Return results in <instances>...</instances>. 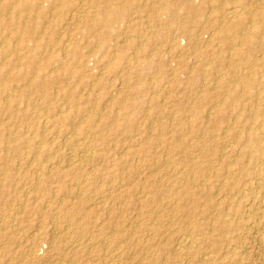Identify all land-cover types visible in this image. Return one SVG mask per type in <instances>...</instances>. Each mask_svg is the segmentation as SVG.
<instances>
[{
    "label": "bare ground",
    "instance_id": "6f19581e",
    "mask_svg": "<svg viewBox=\"0 0 264 264\" xmlns=\"http://www.w3.org/2000/svg\"><path fill=\"white\" fill-rule=\"evenodd\" d=\"M129 1L0 0V165H2L0 170L4 174L1 173L3 176H0V188L27 185L28 191L40 193L44 202L43 206L39 204L37 209L46 207L49 211L46 221L48 219L51 225V230L47 231L44 223L39 222L30 227L33 231H29L28 229L25 230L26 226L24 229L17 227L20 221L18 215L15 214L17 212L1 214L0 227L9 229L3 233H1L3 229L0 230V242L6 240V242L17 244L15 250L8 249L2 252L8 264H82L94 254L99 263L94 262L93 264H192L190 259L194 253L200 251L201 246L191 235L204 233L202 232V225L195 219L196 213L209 216L214 208L218 210L217 215H219L214 216L210 227L219 232V235L230 233L236 228L235 225L222 220L221 217L224 212L225 214L240 213V203L235 201L215 203L212 199L213 194H209L208 189L215 183L217 190L224 191L227 195L242 192L243 186L246 184L245 177L250 174L245 163L246 156L249 155L251 161L255 162L263 151L259 142L260 136L257 135V132L251 131L253 128L241 129L242 131L236 134H231V130L228 128L226 133L231 134L233 142L241 148L234 162L222 158V155L220 157L219 155L222 153H219L220 159L217 160L219 166L216 168L213 164V157L216 152L213 150L215 148L207 145L210 138L202 137V135L208 137L210 134L211 137L210 131L216 130L217 127L213 126L208 129L193 119L195 116L202 115V107L197 103V96H193L194 105L192 104L193 106L191 105L187 110L178 107L184 112H189L190 115L188 116H191L183 128L167 131L165 127L161 126L157 129L158 134L155 137H145L139 143L129 139L126 158L116 157L117 159L112 163L113 169L108 170L101 177L105 183H112L113 185V182L116 183L114 186L116 188L109 197H113L115 201L118 200V203H122V200L126 201V208L132 207V209L137 210L136 217L134 215V219L131 218L116 228H112V232L107 230L109 233H104V226L101 222L92 220L96 216L90 217L93 211L88 209L86 204L90 200L100 203L98 200L100 197L90 195V193L99 190L95 187L96 185L94 186L97 181L91 172H93L95 164L103 161L111 149L117 148L116 145H111L106 137H99V133L109 128L110 135H115L121 127L124 132H133L139 127L137 125L141 117L149 120V124L150 122L152 124L161 120L165 115V112L153 111L150 107L144 108L145 103L149 106L159 107L161 101L158 102L153 96L141 95L143 90L148 88V78L146 77L149 71L156 68L158 74H164L162 65L150 57L153 53L147 54L145 52L146 46L151 44L150 40L153 39L152 42L155 43V46H157L158 41H161L159 45L170 46L168 48H171L172 52L179 53V56L182 54V57L185 53H191L196 57L194 62L198 60L197 62L214 63L218 67H227L230 70L228 73L229 81L219 75L221 78L219 84L221 88H227L228 96H225L224 93L225 95L221 96L224 99L208 102L209 110L205 111L206 115L204 116L207 121L216 114L215 110L218 106L221 108L231 107L232 111L238 112L237 114L231 112L225 115V118H234L241 112L242 115H248L247 120H253L259 116L258 114H264V106L259 103V95L262 93L255 91L259 84H264V81L258 84L259 75H264V67L255 68L259 65H257L255 54H262L264 60V0H253L252 4H250V0H203L200 4H196L194 0H139L142 4L149 6V12L146 15L148 14L152 21H143V16L140 14L136 16L134 14V17L130 14L127 17L124 9L125 6L129 5ZM216 3H219V6L213 7V4ZM208 5L213 7L211 10L210 7L208 9L210 10L207 12V14L209 13L208 20H213L214 24L202 26L203 28L200 29L199 24L204 14L207 16L205 10ZM58 13H66L68 18H65L63 22L60 21L59 24H47L44 19L47 14L54 17ZM125 19L128 23L123 27L116 28L115 24ZM204 22H202L203 25ZM59 27L61 32H57ZM198 27L200 31L195 30ZM203 33L208 35V39H202ZM33 34H38V37L33 39ZM176 34L183 38L186 37L189 44L191 43L188 50L180 47L179 38ZM108 40H113L114 43L110 44ZM87 48L97 50L86 51ZM154 48L156 49V47ZM130 50L134 51L129 55ZM140 52L143 55L138 56L137 54ZM88 57H92L96 63L94 68L87 72L86 61ZM169 58L170 56L167 59L169 60ZM261 65L264 66V61ZM57 68H63L64 71L61 69L58 71L60 73L55 74L54 71ZM85 71L86 75L84 76L82 72ZM222 73L224 74V72ZM198 75L204 76L203 80H205L211 74L202 70ZM157 77L159 78V76ZM26 78H28L29 84L26 83L27 81L24 82ZM63 78L77 80L83 87L91 89V91L110 88L111 91L106 93L104 97L87 96L83 102L89 103L91 108L97 111H104L105 118L98 120L87 107L82 105L81 101L73 98L71 93L61 95L62 98L67 96L69 100V106L66 105L68 114L58 115V111V113H54V110L61 112L62 109L60 104L50 107L53 101L50 88L57 80ZM133 80L136 82L132 86L130 85L131 96L124 97L125 90ZM204 84H200V86ZM150 85L153 88L157 87L155 84ZM27 86L44 94L43 97L46 101L40 104L43 111L38 115L36 112H25L19 107L20 102L18 100L20 98H30V92L27 89L29 87ZM161 87L163 88V85ZM54 90L56 89L54 88ZM168 90L172 91L171 89ZM168 92L165 91L167 94ZM197 92L199 93V91ZM245 93L252 96H243ZM245 97L247 98L245 99ZM178 108L172 112L168 111L169 115L172 116L174 113L176 115L179 111ZM17 119L19 120L20 131L16 135L11 132L10 126L14 125L15 122L17 123ZM242 123L244 124V122L236 119L234 125L237 126ZM148 126L153 129L151 127L153 124ZM166 131L171 133V136L167 140V144L163 145L162 138ZM87 132L94 135L90 142L83 139ZM185 133L191 134V138H181ZM135 139L138 140L136 136ZM227 140L221 142L225 143ZM199 142L203 143L202 147L200 144L199 146L201 155L206 162L203 169L201 166L204 163H199L200 166L193 161L196 157L194 150L187 151L182 157V159L193 161V165L189 166L190 168L177 167L174 161L165 160V162L160 161L165 164V167L159 165L161 168H158L157 162L160 158L153 151L156 147L164 146L167 151L174 147L188 149L196 147ZM231 144L229 146H233ZM60 146L79 148L81 157H77L78 154L74 157H68L70 158L67 159L68 163L63 164L64 167H62L59 161L61 159L57 162L53 161L54 159H49V153L52 150L55 153L59 152L62 148ZM73 151L71 150L72 153ZM23 152L32 159L35 167L29 168L27 171L32 175L30 182L20 185L21 182L15 181L12 176L15 170L23 171V162H17L12 166L7 161L10 155L22 157ZM224 154L226 153L224 152ZM115 155H119V153ZM128 158H137L143 163L138 167L123 171L124 165L128 166ZM28 162L30 161L28 160ZM82 164H91L93 169L83 172L81 170ZM142 170H148L156 175L153 180L154 185L151 188L152 181L146 177L137 176L141 174ZM136 176L138 180L135 179ZM54 179L59 182L58 188L63 194L50 203L49 198L54 192L51 193L47 184ZM67 182L72 183L76 188L74 196L67 191L69 188L66 190ZM124 185H131L136 191H130L124 195L120 192V188ZM92 186L96 189L91 188ZM201 187L204 188L198 191ZM244 192L247 191L244 190ZM67 197L76 198L77 202L70 208H63L60 203ZM203 197L205 204L201 209ZM28 198L25 193V195L11 202H0V208L13 204L24 207L29 200ZM37 200L39 199L34 197V201ZM124 209L115 212L114 216L124 212ZM107 210L109 211V209ZM38 211L40 213V210ZM18 212L21 213V211ZM177 221L178 223L183 221L187 225L185 229L181 230L183 231L181 233H177L175 230L177 227L173 226ZM104 222L108 223V221ZM14 231H22L20 237L16 238L13 235ZM175 231L177 234L173 236L171 242H168L170 236L165 237L167 236L165 234L170 235L169 233L173 234ZM207 231L211 232V230ZM45 239L50 241V250L48 253L40 255L37 253V246ZM208 240L211 241L209 245L214 246L212 248L213 253L225 242L218 238ZM100 246L101 249L99 250L97 247L100 248ZM213 253L211 254V251L205 253L197 262L201 264L211 262L214 259ZM164 254H168V256L165 257Z\"/></svg>",
    "mask_w": 264,
    "mask_h": 264
},
{
    "label": "rangeland",
    "instance_id": "374dc122",
    "mask_svg": "<svg viewBox=\"0 0 264 264\" xmlns=\"http://www.w3.org/2000/svg\"><path fill=\"white\" fill-rule=\"evenodd\" d=\"M194 1H195L196 4H200V3H202L203 0H194ZM254 1L250 0V4H252V2H254ZM214 6L218 7L219 3L213 4V7ZM209 7H210V5H208V8L205 10L206 14H207V12H209L213 8L212 5H211L210 10H208ZM149 9H150L149 6L147 7V5L142 4L141 2H139V0H133V1L130 0L129 1V5L127 7L125 6L124 10H125V14H127V17L130 14H132V17H134V14H135V16L137 14H140L141 16H143L142 17L143 21H146V20L152 21V18L148 14L146 15V13L149 12ZM131 10H132V12H131ZM208 14H207V16L204 14V17L201 19L200 24H199L200 29H202L204 26L212 25L213 20H210V21L208 20ZM65 18H68L66 13H63V14L62 13H58L57 16L55 15L54 17H50V14H47V17L44 18V19H45V21H47V24H54V23H56V24L58 23L59 24V22L60 21L63 22V20H65ZM202 22H204V25H203ZM127 23H128V21L125 19V20H123L120 23H117L115 25H116V28H118L119 26L123 27ZM201 23H202V25H201ZM200 29H199V27L195 28V30H199V31H200ZM57 32H61L60 27H59V30L57 29ZM177 35L178 34H176V36ZM32 37H33V39H36L38 37V34H35V35L33 34ZM201 37H202L203 40L208 39V35L205 34V33H203L201 35ZM177 38H179L180 47H182L183 49L187 48L185 50H188L190 48L191 43L189 44V41L187 40L186 37L183 38V37H181L179 35V36H177ZM152 40H150L151 44L146 46L147 48H146L145 52L147 54L148 53H153V55L150 56V57H153L155 61H157L160 65H162V67L164 69V74H162V75L158 74L159 72H158V70L156 68H154L151 71H149L146 78L150 79L153 75L154 76L152 77L153 79L151 78L149 81L147 79L148 88L143 90V92H142L143 94L141 93V95L149 96V97L153 96L155 99H157L158 102L161 101L160 104H159L160 105L159 107L149 106L148 104L145 103L144 108L150 107V109L153 110V111L165 112V115H164L165 117L163 116L161 120L155 121L154 123H152L153 126H151V127H153V129L152 128L150 129V127L148 126V125H152L151 122L149 124V120L141 117L139 119L138 125H137L139 127L133 132H124V129L121 127L119 129V131H117L115 133V135H110L111 131H109V128H108L105 131H102L101 133H99L100 136L96 135V136H99V137H102V138L106 137L109 140V142L111 143V145H114V146L116 145L117 148L114 149V150L111 149L109 154L106 156V158L103 161L101 160L100 162H97L95 164L94 170H93V172H91V173H93V175L95 176L96 181H97L96 183H94V186L96 185L95 187L97 189H99V190H97V192L90 193V195L92 194V196L95 195V196L100 197V199H98V200H100L99 201L100 203H95L93 200H90L86 204V207L93 211V214H91L90 217L96 216V217H93L92 220L97 221L98 223L101 222L103 224L104 233H109V232H107V230L112 232L111 230H113L114 228L119 226L124 221H127V220L129 221L131 218L134 219L136 217L137 210L134 209V208L132 209V207L131 208H126L125 207L126 203H127L126 201L122 200V203H118V200L115 201L113 197H109L112 194V192L115 190L116 187H114V186H116V183L113 182L114 185L112 183H105L104 181L101 180V177L104 176L107 173L108 170L113 169L112 168L113 167L112 163L117 158H126V152H127L128 146H129L127 141L129 139H131V141L139 143V142L143 141V139H145V137H151V136L155 137L158 134L157 129L159 127H161V126L165 127L167 131L168 130H172V129L173 130H180L181 128H183L186 125V123L190 120L191 116H188V115H190L189 112H187V111L184 112V111L180 110V108H183V110H187V108L190 107L192 104L194 105V100H192L194 98L193 96H197V101H198L197 103H198V105H200L202 107L201 108L202 115L195 116V118H193V119H195L198 124L201 123V124L204 125L203 127H206L208 129H211L213 126L217 127L216 130L210 131L211 137H210V134L208 135V137L206 135H202V137L210 138L209 142L207 143V145H209L210 147L215 148V150H213V152L216 151L215 155L213 157V164H214V166L216 168L219 166V162L218 161H219L220 157H222V156H223L222 158H226V159H229L230 162H234V160L237 157V154L239 153L241 147L238 144L233 142V140L231 139V134H236L238 132H241L244 129L253 128V129H251V131L252 132H257V135L260 136L259 137V142H260V145H261V148H262L263 151L259 155V159L257 161H255V162L251 161L249 155L246 156L245 163H246V167L248 168V170H250V174L245 177L246 184L243 186V190H242L243 193L240 192L238 194L233 193V194L227 195L224 191H222V192L218 191L217 187L215 186V183H213L214 186L213 185L209 186V189H208L209 194H213L212 195V197H213L212 199H213V201H215V203L216 202L218 203L220 201H221L220 203H224V202H227V201H235L236 203H240V206H241L240 213H237V214H225V212L223 213V216L221 217V219L232 223L233 225L236 226V228H235L234 231H232L230 233H227V234L225 233V234H221V235H219V232H217L215 230H212L211 227H210L211 224L213 223L214 218L219 215V214L217 215L218 210H216L214 208L213 209L214 211H211L210 212L211 214L209 216L208 215H203L201 213H196L195 219H197L200 222V225H202V232H204V233H201L199 235L198 234L197 235L196 234H192L191 235V237L193 239H195L197 243H200L201 249H200V251L194 253V255H192L190 260H192L191 261L192 264H201L200 262H197V261H199L200 258L203 257L202 255H204L207 252L209 253V251H211V254L213 253L212 248H214V246L209 245L211 243V241H209L208 239H211V238H215L216 239V238H218V239H221V240L225 241L224 244H223L224 246L222 245L221 247H219V249H217V251L213 253L214 259L211 262L205 263V264H264V153H263L264 152V114L263 113H262V115L258 114L259 116H257L253 120H247V118H248L247 116L248 115L247 114H243L242 115L241 112L238 115H236L234 118L233 117L225 118L224 116L227 115V114H230L231 112H233V113L235 112L234 114H237L238 112L236 113V110L232 111L231 107H223V108H221V107L218 106L216 108V110H215L216 114H214L212 117H210L208 119V121H207V119L204 116L206 115L205 111L209 110L208 102L209 101L215 102V101L221 100V98H222L221 96H224L225 94H226L225 96H228L227 88H221V86L219 84V82L221 83V81H220L221 78H219V75L224 77L227 81H229V77H228L229 74L228 73L230 72V70L227 67H225V68L224 67H218L214 63L197 62L198 60H196V62H194L195 61L194 59H196V57L191 55V53H188V54L187 53H185V54L183 53L184 55L182 57L181 56L182 54H180V56H179V53L177 54V52L176 53L172 52L171 51L172 49L168 48L170 46H168V45L167 46L166 45H159V43L161 41H158V44H156L157 46H155V43H153ZM109 42H110V44L114 43L113 40H111V41L108 40V43ZM155 42L157 43V41H155ZM154 47H156V49ZM237 47H238V45H237ZM152 49L154 50L153 52H152ZM90 50L92 52V51H96L97 49H95V48H87L86 49V51H90ZM157 50H159V51H157ZM165 50H167V51H165ZM132 51H134V50H130L129 51V55L132 53ZM168 51H170V52H168ZM137 55L141 56L143 54L140 52ZM255 55H256L257 62H258L257 65L259 64L255 68L256 69L257 68L258 69L263 68L264 66L261 65V64H263V61H264L263 57H262V54L260 55V53H257ZM169 56H170V58L168 60L167 58ZM176 56H178V57H176ZM171 57H172V60H171ZM128 58H129V56H128ZM183 59H184V61H183ZM86 63H87V66H88L86 71L88 72L89 69H93L94 68L96 61L92 57H88ZM204 64L208 65V66L205 65V69H204ZM188 67H190V68L188 69ZM178 68H180V69H178ZM60 70L64 71L63 68H57L54 71L55 74H57V72L60 71ZM171 70L172 71L174 70V71L172 72ZM183 70H184V72H183ZM202 70L210 72V74H211V75H208L209 77L207 76L205 80H203L204 76L201 77L200 75H198V74H200V72H202ZM245 70L246 69H244V71ZM86 71L82 72V75L85 76L86 75ZM187 71H189L188 74H187ZM170 72H171V74H170ZM222 72H224V74ZM58 73H60V72H58ZM155 73H157L158 75L157 74L155 75ZM149 74H150V76H149ZM221 74H223L224 76L221 75ZM157 76H159V78ZM156 77H157L158 80L156 79ZM214 78H215V80H214ZM159 79L162 80V81H160ZM163 81L166 82V83L168 82V83L164 84ZM263 81H264V75L260 74L259 75V79H258V84H259V82H263ZM24 82L29 84L28 78H26V80ZM135 82H136V80H133V82H131L129 84V87L124 92V97L131 96L132 93H131L130 85L132 86V84L133 83L135 84ZM177 82H179V83H177ZM202 82L205 83V84L200 86V84H203ZM21 83H23V82H21ZM76 84H78V85H76ZM150 84H155V86H157V87L153 88ZM149 85H150V87H149ZM162 85H163V88L161 87ZM192 85H193V87H192ZM214 85H215L216 88L215 87L213 88ZM259 86H261V87H259ZM27 87H29L27 89H29L28 91L30 92V95H29L30 98H20L18 100L20 102L19 103V107L21 108V110L23 109L25 112H30V113L31 112H36V115H38L41 111H43L40 108L41 107L40 104L43 103L44 101H46L44 99V97H43L44 94H42L40 92H37L34 89H30V86H27ZM54 88L56 90H54ZM168 89H171L173 92L169 91ZM50 90H51V94H52L51 96H52V99H53L50 107H55L57 105L59 106V104H60V107L62 109V111H61L62 113L60 112V110L52 109V110H54L53 111L54 113H58L59 112L58 115L59 114H62V115H64V114L67 115L68 114L67 106H69V100L67 99V96H66V98H62L61 95L62 94L67 95L68 93H71V94H73L72 97L78 99L79 101H81L82 105L87 107V109L90 111V113L92 115H95L98 120L102 119V118H105V112L104 111H97V110L91 108V105L89 103H83V102H85L84 99L87 96L97 97V98L104 97L106 95V93L111 91L110 88L107 87L106 89H95V90L91 91V89L83 87L82 84L79 81H77V80H67V79L63 78V79L57 80L52 85ZM87 91H89V92H87ZM165 91L166 92L169 91L168 94L165 93ZM197 91H199V93ZM255 91H260L262 93L261 95H259L260 96L259 97V103L264 106V84L263 85L259 84L256 87ZM176 92H177V95H176ZM196 93H198V94H196ZM154 94H156V95H154ZM191 95H192V97H191ZM243 96H252V95L249 94V93H247V94L245 93V94H243ZM37 97H39V98H37ZM40 97H41V99H40ZM161 98H163V99H161ZM198 98H199V100H198ZM246 98L247 97H245V99ZM222 99H224V97ZM204 102L207 103V104H205ZM178 104H181L182 106L181 105L179 106ZM176 106H177V108L180 107V108H178V110H179L178 113H176V115L174 113L175 116L174 115H172V116L169 115L170 111L172 112L174 109H177ZM27 107H29V108H27ZM204 107H206V108H204ZM203 111H204V113H203ZM20 112H22V111H20ZM187 118H189V119H187ZM21 119H22V117H21ZM236 119H239L240 122H244V124L242 123L241 125L235 126L234 123H235ZM231 120H233V121H231ZM16 121H17V123L15 122L14 125H11L10 129H11V132L13 134L15 133L17 135V134H19L20 127L18 126L19 125L18 124L19 120L17 119ZM229 125H231V126H229ZM243 125H245V126H243ZM227 126H229V127H227ZM223 127H224V129H222ZM228 128L231 130V134L230 135H229V133H226V130H228ZM167 131L164 133L163 138H162V141H163L162 144L163 145L167 144V140H169V138L171 136V133H169ZM185 134H183L181 136V138L190 139L191 136H192L189 133L186 134V135ZM93 136L94 135L88 134V132H87L86 137L83 138V139H84V141L90 142L93 139ZM135 136L137 137L138 140L135 139ZM227 139H229V140H227ZM225 140H227L225 143L221 142V141H225ZM114 142H116V143H114ZM228 142H230V143H228ZM222 143L224 144V148H223V144ZM231 143L233 144V146H229ZM199 144H200L201 147L203 146V143L199 142V143L196 144L197 145L196 147H191V148H188V149L180 148V147H174L170 151L165 150L164 146L156 147L155 149H153V151H155L158 154L159 158H160L159 162H157L158 168L159 169L161 168V167H159V165L165 167V164L162 163V162H165V161H174L175 162V166H177V167H182L183 166L184 168H190L193 165L192 162L194 161V162H197L198 165H200V166H201V164L204 163V165L201 166V168L203 169L205 167L206 162L204 161L203 155H201V149H200ZM172 145H174V144H172ZM60 147H62V146H60ZM69 148H71V147H69V146L68 147H62V148H60V151L57 152V153L52 152L53 151L52 150L49 153V159H54L53 161H55V162H57V160L61 159L59 161H60L62 167H64L63 164L66 165L68 163V160L70 159L68 157H74V156H77V154H78L77 157H81V152H79L80 151L79 148H76V147H73L71 149H69ZM73 149H74V151H73ZM71 150L73 151V153L71 152ZM189 150H194V152H195V156L196 157H195V159L193 161H190V160L184 159V158L182 159V157L185 155V153H187V151H189ZM224 152L226 154L223 155ZM65 153L70 155V156L66 155ZM118 153H119V155H115V154H118ZM219 153H222V154L219 155ZM63 154H65V155H63ZM105 154H106V152H105ZM169 154H170V156H169ZM198 155H199V157H198ZM169 157H170V160H169ZM75 159H77V158H75ZM128 159L130 160V161L128 160V164H127L129 167L124 165V170L123 171H127V170H130V169L134 168V167H138L140 164L143 163L142 160H138L137 158H133V159L128 158ZM28 160L30 162H28ZM176 160L179 161V164H178V161H177V164H176ZM20 161L23 162V167H24L23 171L15 170L13 172L12 179H14L15 181L21 182L20 185H23V184H27L28 182H30V180L32 178V175L29 172H27V171L29 170V168L30 169L34 168L35 167V163H32V159L28 158L25 155L24 152H23L22 157H15L14 155H10L7 162L10 165L13 166L14 164H17V162H20ZM160 161H162V162H160ZM186 163H187V165H186ZM199 163H201V164H199ZM30 164H32V165H30ZM216 164H217V166H216ZM85 166H87V167L85 168ZM0 168H2V165H0ZM81 168H82L81 170L83 172L91 171V169H93L91 164L90 165L89 164L88 165L87 164H82ZM89 168H90V170H87ZM148 172H149L148 170H142L140 172L141 174H139L137 176L138 177H141V176L146 177L147 179H149V181H152V183H153V180H154L156 175L154 173H151V172H149L150 173L149 174ZM1 173L2 172L0 170V176L2 177L4 174L2 173L3 174L2 175ZM137 176L135 177V179L138 180ZM213 180L217 181L216 179H213ZM58 183L59 182H57V180L54 179L51 183L47 184L49 186V190H51V193L54 192L53 193L54 195L52 194V196L49 198V202L50 203L54 202L57 198H60V196H62V194H63L62 192L59 191ZM66 185H67L66 190L69 188L67 191L72 193V195L74 196V194H76V188L73 186L72 183H69V182H67ZM103 185H104L105 188L102 187ZM153 185H154V183L152 185H150V188ZM94 186H92L91 188H95ZM203 188L204 187L199 188L198 191L203 189ZM28 190L29 189H28L27 185L19 186V187H4V188H0V202L1 203L2 202L3 203L11 202L12 200L18 199L21 196L25 195V193L29 197L28 198L29 200H28L27 204H25L24 207H20L19 205L13 204L11 206H8V207L2 208V209L0 208V215L3 214V213L8 214L7 212H9V213L17 212L15 214L18 215V219L20 220L19 223L17 224L18 228L24 229V227L26 226L25 230L28 229L29 231H33L30 228L33 224H36V223H39V222H41V223L43 222L44 225H45V230H47V231L51 230V228H50L51 225L48 222L49 220L47 219V221H46V218L49 215L48 214L49 211L46 209V207H41L40 209H37L38 205L39 204L42 205L43 202H44V200L41 198V194L37 193V192H30ZM244 190H246L247 192H244ZM25 191H27V192H25ZM130 191L134 192V191H136V189L132 188L131 185H124L123 187L120 188V192L123 193L124 195H126ZM103 195H105V196L103 197ZM34 197L35 198L37 197L39 200L34 201ZM106 197H109V198L106 199ZM204 200H205V198L203 197L201 199V201H202L201 202V207H200L201 209L204 207V204H205ZM76 202H77L76 198L67 197L64 201H62L60 203V206L63 207V208H70ZM105 202H107V203H105ZM110 202H112V204H110ZM108 203L110 205H112L113 207L110 206ZM220 203H218V204H220ZM106 207H108L107 209H109V211L106 209ZM122 207L125 208L124 212L118 213L119 215L117 214V215L114 216L115 212H118L119 210H123ZM38 210H40V213H39ZM18 211H21V213L18 212ZM134 215H135V217H134ZM115 217H117V218H115ZM102 218H105V219H102ZM106 218H108V219H106ZM199 219H201V220H199ZM102 221L103 222L104 221H108V223L107 222L103 223ZM173 226L178 228V229L175 228V230H177V233L183 232L181 230L183 228L185 229L187 227V225H185V223L183 221H179V223L177 221L175 224H173ZM180 226H183V227L180 228ZM0 228H1L0 230L3 229L1 231V233L7 232L8 229H9V228H5L4 229V227H0ZM207 230H211V232L207 231ZM21 233H22V231H14L13 235L16 238H18V237H20ZM177 233H176V231L173 234L169 233L170 235H168L166 233L165 235H167V236H165V237H169L170 236L169 237L170 239L168 240V242L169 241L171 242V239ZM49 243H50V241L47 240V239L42 240L41 243H39L38 246H37V253L40 254V255H44V254L48 253L49 250H50V244ZM0 244H1L0 245V259H1L0 260V264H8V263H6L7 259L3 255L2 252L3 251H7L8 249H14L15 250L16 247H17V244L11 243V242H6V240L1 241ZM97 248L100 250L101 246H100V248L99 247H97ZM202 252H204V253H202ZM159 254H162V253H159ZM199 255H201V256L199 257ZM94 256H95V254L89 260L85 261L82 264H93L94 262L95 263H99L98 260H96L97 258L94 257ZM163 256L167 257L168 254H164ZM88 261H90V262H88Z\"/></svg>",
    "mask_w": 264,
    "mask_h": 264
}]
</instances>
